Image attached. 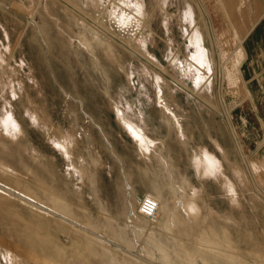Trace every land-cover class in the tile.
I'll list each match as a JSON object with an SVG mask.
<instances>
[{"label":"rangeland","instance_id":"obj_1","mask_svg":"<svg viewBox=\"0 0 264 264\" xmlns=\"http://www.w3.org/2000/svg\"><path fill=\"white\" fill-rule=\"evenodd\" d=\"M240 2L0 0V264H264Z\"/></svg>","mask_w":264,"mask_h":264},{"label":"crops","instance_id":"obj_2","mask_svg":"<svg viewBox=\"0 0 264 264\" xmlns=\"http://www.w3.org/2000/svg\"><path fill=\"white\" fill-rule=\"evenodd\" d=\"M240 1L237 5L241 9L240 24L247 25L241 40L243 57L239 66L247 92L241 97L240 104H250L255 109V115H236V125L241 148L249 152V160L264 164V0ZM243 9H247L248 13H243ZM233 117L230 115L231 121L235 119ZM218 145L220 148L215 145L214 151L226 156V149ZM184 211L186 214L190 212L187 208Z\"/></svg>","mask_w":264,"mask_h":264},{"label":"bare ground","instance_id":"obj_3","mask_svg":"<svg viewBox=\"0 0 264 264\" xmlns=\"http://www.w3.org/2000/svg\"><path fill=\"white\" fill-rule=\"evenodd\" d=\"M127 7H128V12H122V16H123L122 18H123V20H128V19H130L132 17H136L137 16V8L134 5V3H132L131 1H128ZM246 13H248V11ZM247 17H248V15H247ZM249 18L251 19V17H249ZM250 22H252V21H250ZM191 27H192V35L189 36L190 37V42L192 44H195L197 42V39H196L195 34L193 32L194 26L191 25ZM203 56H204V53H203V51H202V49H201L200 46H196V53L195 54H191V56H190V59H192L193 62H194V64H195V68L199 72H200V68L203 66ZM229 70L231 72V79H232V81L234 83H236L237 80H238V77L240 75L239 65L236 64V66H233ZM199 72H197L198 75L195 77L196 82L198 81V78H199ZM134 130L135 131H134L133 137L140 138L143 141V144H146L147 146H150V144H148L149 141H147L145 139V137L142 135V133H140V131H138L136 129H134ZM197 167H199V166H197ZM186 207H187L188 210H190V206H188V204H186Z\"/></svg>","mask_w":264,"mask_h":264},{"label":"built area","instance_id":"obj_4","mask_svg":"<svg viewBox=\"0 0 264 264\" xmlns=\"http://www.w3.org/2000/svg\"><path fill=\"white\" fill-rule=\"evenodd\" d=\"M159 205L152 196H144L138 205V213L148 221H155Z\"/></svg>","mask_w":264,"mask_h":264}]
</instances>
